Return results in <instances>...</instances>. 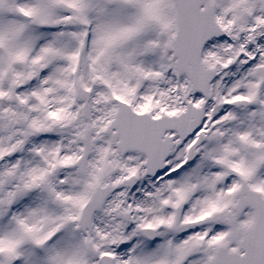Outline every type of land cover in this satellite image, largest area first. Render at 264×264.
I'll return each mask as SVG.
<instances>
[{
    "label": "snow or ice",
    "instance_id": "1",
    "mask_svg": "<svg viewBox=\"0 0 264 264\" xmlns=\"http://www.w3.org/2000/svg\"><path fill=\"white\" fill-rule=\"evenodd\" d=\"M0 264H264V0H0Z\"/></svg>",
    "mask_w": 264,
    "mask_h": 264
}]
</instances>
